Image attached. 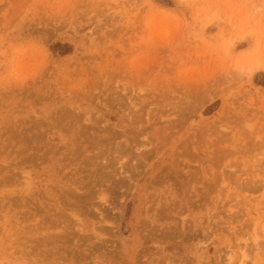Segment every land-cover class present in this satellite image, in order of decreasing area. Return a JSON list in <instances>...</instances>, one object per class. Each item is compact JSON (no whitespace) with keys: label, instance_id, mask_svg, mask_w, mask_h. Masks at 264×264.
Segmentation results:
<instances>
[{"label":"rangeland","instance_id":"rangeland-1","mask_svg":"<svg viewBox=\"0 0 264 264\" xmlns=\"http://www.w3.org/2000/svg\"><path fill=\"white\" fill-rule=\"evenodd\" d=\"M0 264H264V0H0Z\"/></svg>","mask_w":264,"mask_h":264}]
</instances>
